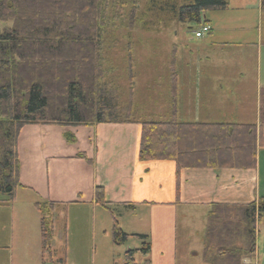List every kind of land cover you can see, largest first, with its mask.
<instances>
[{"label": "crops", "instance_id": "obj_1", "mask_svg": "<svg viewBox=\"0 0 264 264\" xmlns=\"http://www.w3.org/2000/svg\"><path fill=\"white\" fill-rule=\"evenodd\" d=\"M227 3L224 9L203 11L200 24L185 23L195 28L190 26L183 46L195 50V60L210 69L220 54L256 58L255 103L248 110L243 101L248 98L239 85L247 84L244 75L207 74L201 67L195 75H181L176 63L175 82L169 79L167 118L175 91L176 115L182 123L259 125L264 45L258 23L264 8L261 0ZM203 25L210 32L196 38ZM66 132L74 143L67 142ZM141 133L137 123L25 126L18 137L21 186L11 203H0V264H64L61 257L52 256L54 242L51 250L42 248L40 214L34 207L38 202L55 203L59 215L66 211V222H55L54 231L59 243L66 237L67 260L72 255L91 264L92 252L95 258L102 250L99 256L105 264H126L129 259L135 264H204L206 224L213 206H241L264 198V148L258 147L252 169L179 171L174 161H141ZM98 187L104 189L112 211L96 203ZM121 209L125 221L119 219ZM114 221L128 235L127 243L134 237L141 246L133 250L127 243L115 245ZM261 226L264 220L257 227L255 255L244 258L243 264H264Z\"/></svg>", "mask_w": 264, "mask_h": 264}, {"label": "trees", "instance_id": "obj_2", "mask_svg": "<svg viewBox=\"0 0 264 264\" xmlns=\"http://www.w3.org/2000/svg\"><path fill=\"white\" fill-rule=\"evenodd\" d=\"M140 1L0 0V22L11 23L0 28L1 204L11 203L21 186L18 137L28 125L68 128L137 123L142 127L141 161H174L179 171L256 166L257 149L264 148V91L259 125L182 123L176 115L175 91L170 116L163 120H144L132 103L124 102L110 54L118 45L119 26L134 29ZM150 2L149 11L158 16L167 11L182 23L197 24L203 11L228 5L227 0H184L181 7L179 0ZM127 6L131 9L124 19ZM132 47L129 42L126 71L133 78ZM170 66L175 82L176 61ZM65 139L75 142L71 133L66 132ZM95 200L111 210L103 188L96 189ZM55 205L34 204L40 214L44 251L51 250L54 242ZM263 220L264 198L241 206H213L206 224L204 264H243L244 258L254 256L257 227ZM127 240L114 221L113 243L119 246ZM126 264L135 263L129 259Z\"/></svg>", "mask_w": 264, "mask_h": 264}, {"label": "rangeland", "instance_id": "obj_3", "mask_svg": "<svg viewBox=\"0 0 264 264\" xmlns=\"http://www.w3.org/2000/svg\"><path fill=\"white\" fill-rule=\"evenodd\" d=\"M182 0H179L181 2ZM152 3L150 0H141L138 3V11L136 12L137 23L134 29L129 31L124 26H119L115 33L118 45L111 49V59L114 60L116 66V75L119 77V85L122 88L123 100L126 104L132 103L136 110V115L142 119L163 120L169 108V79L171 75V63L176 61L181 75L189 74L195 75L201 67L203 73L219 74L226 76L244 75L247 84L240 83L239 85L247 91L248 98L243 100L246 108L251 110L252 102L255 103L254 86L258 75V64L256 58H245L232 56L229 54H220L216 58L217 62L212 68H208L204 61L200 64L196 61L195 50L183 46L190 34V26L195 28V25H188L180 22L178 18L172 13L164 11L155 13L149 11ZM131 6H127L124 10L126 18ZM128 17V16H127ZM118 25H121L117 22ZM11 26V23H1L0 28ZM258 28L262 33V43L264 45V11L261 23H258ZM133 44L132 53L135 58L134 76L133 78L127 74L126 71V56L127 44ZM175 46L179 50H175ZM205 53L201 52L199 57L204 58ZM199 60V59H198ZM198 62V64H197ZM264 72V70H263ZM133 81V83H132ZM236 83V82H234ZM226 85H234L228 83ZM254 108V107H253ZM56 211V210H55ZM120 220L125 221L124 209L119 210ZM67 213L64 210L60 211V215L55 212L54 219L56 224L61 225L65 223ZM63 233H66L65 226L62 228ZM260 232L264 233V226H261ZM57 235V232H56ZM127 243V242H126ZM66 237L59 243L57 236L54 237L55 250L52 253L53 257L63 260L64 264L67 261L73 264H86V260L75 259L69 255L67 260L66 254ZM127 248L131 247L133 250L139 248L140 241L136 238L131 239L126 244ZM92 252V251H91ZM103 251H98L94 258L92 252L91 264H105V259L99 256Z\"/></svg>", "mask_w": 264, "mask_h": 264}, {"label": "built area", "instance_id": "obj_4", "mask_svg": "<svg viewBox=\"0 0 264 264\" xmlns=\"http://www.w3.org/2000/svg\"><path fill=\"white\" fill-rule=\"evenodd\" d=\"M209 31L208 27H204L201 32L196 33V37L200 38L202 36L203 33H206Z\"/></svg>", "mask_w": 264, "mask_h": 264}]
</instances>
